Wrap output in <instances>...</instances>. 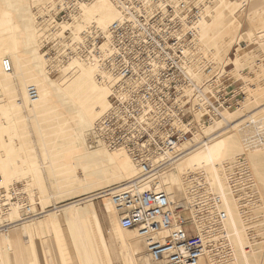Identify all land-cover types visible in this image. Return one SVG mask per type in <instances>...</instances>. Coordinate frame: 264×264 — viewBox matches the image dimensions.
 Returning a JSON list of instances; mask_svg holds the SVG:
<instances>
[{
	"label": "built area",
	"instance_id": "built-area-1",
	"mask_svg": "<svg viewBox=\"0 0 264 264\" xmlns=\"http://www.w3.org/2000/svg\"><path fill=\"white\" fill-rule=\"evenodd\" d=\"M92 1L57 0L41 24L49 35L56 34L60 24L73 22L81 4ZM108 1L118 16L105 29L91 23L82 31L81 42H73L70 29H66L61 36L45 41L43 54L56 61L81 58L97 62L105 75L99 78L108 86L109 106L87 134V146L126 152L140 165L144 178L154 172L152 157L176 155L179 146L193 138L197 118L207 122L225 108H241L245 95L238 90L240 87L237 93L226 91L224 83L231 78L227 75L218 79L220 89L211 93L207 90L214 77L195 84L186 74V50L205 18L207 0ZM1 68L10 73L11 60L3 58ZM26 99L31 103L39 99L36 85L26 86ZM241 127L246 131V150L264 146L263 117L248 114ZM243 165L237 167L243 169ZM244 173H233L229 179L239 199L240 212L251 187L247 170ZM188 182L195 186L194 191H203L199 176L191 175ZM109 198L117 211L119 226L135 230L144 241L150 264H218V253L229 243L227 237L217 239L213 234L216 240L210 241L206 231L214 228L215 234L221 236L219 194L211 193L207 206L195 203V218L186 213L191 204H178L161 190L139 192L131 186L110 191ZM15 205L25 219L35 216L19 187L0 189V217ZM10 225V221L0 220L1 230L6 231ZM208 246H212L211 253Z\"/></svg>",
	"mask_w": 264,
	"mask_h": 264
},
{
	"label": "rangeland",
	"instance_id": "rangeland-1",
	"mask_svg": "<svg viewBox=\"0 0 264 264\" xmlns=\"http://www.w3.org/2000/svg\"><path fill=\"white\" fill-rule=\"evenodd\" d=\"M1 2L2 0H0V3ZM7 2V8H9L8 12H2L1 10L3 9V6L0 4V48L2 51L0 60L4 57H11L8 56V54L10 55L14 51L10 49L8 45V43H10L11 41V36L10 32H8L9 30H6L5 28L9 24L14 25V22L16 21L14 17H20L22 13L21 12L19 14L14 10V7L16 6H18V8L21 10L20 5L18 4L20 0H7ZM39 6L41 5L33 3L27 7L29 11V18L27 19L28 21H32L34 28L43 27L41 24V20L43 19L42 17L44 16V14H48L47 11H50L48 9L47 11L45 10L46 12L44 10H42L41 12ZM208 9H211L213 13L208 12ZM36 13L37 16L35 15ZM92 14H94V12ZM8 15L12 16L9 17ZM203 20L212 21L210 23L211 28L209 30V35L206 40L208 43L203 46V49H200V51L199 49L194 48V45L190 49L193 53L196 54L194 55V59L189 63V65L197 62L201 65V67H205L206 69V73L204 72L205 74H203L202 78L196 84H204L205 82L209 81V77H214L213 79L215 80L210 84V88H212L213 92H215L220 89V86L217 85V83L218 79L221 76L227 75L231 77L227 82L224 83L226 85L225 87H227L226 91L234 90L236 91V93L238 92V90L242 91L245 95V99L241 104V108L230 107L225 108V110H221V112L226 111L235 113L236 118H238L236 121V130L237 127L238 129L241 127V121L248 114H255L256 116H261L264 118V0H207V3L205 5V18ZM35 22L38 25H35ZM90 22L95 23L92 20H90ZM90 22L88 21L87 23H84L83 29L89 26L91 24ZM71 24L67 28L70 29V31L72 28ZM45 29L47 31V27H45ZM35 34L37 36H35V38L38 39V33ZM47 36L49 37L47 40L50 41L52 37L49 34H47ZM74 39V37H71V40L73 42H79L82 40V37L79 41L77 39L74 41ZM43 46L40 47V53L47 62L46 67H48V74L50 78L52 80H55L60 73L55 69V65L53 62L59 63L61 61L47 59V57H45L43 54L45 51V49H43ZM217 50H220V54L218 53L217 56H212L216 53ZM202 52L204 53V55L202 54ZM210 57L214 58L211 59ZM65 62L62 61L61 64ZM41 63L42 62H40V64ZM73 64L77 63L73 62ZM73 64L72 67H74ZM49 67L51 68L49 69ZM75 69H72L70 71H74ZM70 73L71 72H69L68 74ZM0 75L5 77L2 74L1 69ZM233 81H235L234 84L232 83ZM17 87V94H10L9 88H7L6 86H4L3 89L0 87V97L5 100L9 108L12 107L13 98L21 99L19 94L23 96L24 92L22 88H24L25 86H21V84L19 83ZM238 87L240 88L237 90ZM257 105L263 106L257 109ZM20 107L21 109L15 110L14 108H12V110L10 111V120L14 128L1 131V140H6L10 136L11 140L14 142L21 141L20 149L16 150L19 153L17 157L21 158L22 156H26L28 161L34 164V172L38 176L36 179H32L29 184L25 182L26 178H28V175H26L25 172L20 173L19 171H16L5 182V187H3L4 189H2L3 191H7L11 187H19L22 191H24L28 202L31 204V208L34 211L35 216L25 219L19 207L17 208L18 215L16 216V220L14 219V214H10L11 210H9V213L5 216L0 217L2 223L5 221L11 222V225L6 231L0 229V241L3 246V248L0 250V264H79L78 262H76L77 260L75 258L76 256L74 255L75 253L72 245L74 238L69 237L68 229L65 227V219L62 216L61 207L65 206V204L69 202L81 198L82 196L69 193V190L66 189L72 182L70 181V176H66L65 174V169L67 168L66 164H63L61 167V176L57 172V169L59 167L56 166L57 162L59 161L57 158V154H60L62 156L60 160H67L65 154L68 143H66L67 139L64 135L68 125L66 120L67 116L64 113L60 112H48L45 115L39 114L37 116H34L31 114V105L28 102H24L23 106L20 105ZM202 122L204 125H209L211 123V120L207 122H204L202 120ZM91 127L92 126H90V128ZM197 130L200 134H203V130L199 127V124H197ZM228 130L229 129L222 130L215 136L223 137L224 135H230L232 134V131H235V129H232V131ZM241 131V134H239L238 136V148H229L227 151L225 150L220 160L214 162L216 168V172L214 175L207 172L209 175L206 176L203 171L197 169L194 172H188L187 174L181 175L180 181L182 183L185 181L188 183V175L195 172H200V174L205 177V181L208 178L211 181L212 177L217 179V181L221 183V185L219 186L215 181L209 182L208 180L207 183L210 184L213 189L217 190V193L218 191L220 192V188H222L229 195V198L234 205H232V210L234 209L236 210V212H238L239 232H241L242 236H244L245 238L244 244L242 245L243 251L248 252V255L253 253L255 255L254 259L252 258L250 264H264V149H262L263 152L261 153V155L259 157L255 156V158L254 156H250V153H248V151L244 154L243 151L245 152V150L243 149L244 145L242 138L244 136V132L246 133V131L242 128ZM86 132H84V137ZM40 135L45 141H43ZM201 138L204 137L201 136ZM263 147H258L251 150H258ZM2 149L1 153L3 152L2 154L5 155L4 152L6 150ZM192 150L193 149H191V151ZM186 152H190V150L185 151L180 156H183L184 154H186ZM6 155L8 154L6 153ZM237 159L244 160L243 169L245 168V171L236 167L233 173L235 174L239 172L245 174L244 172H246L247 170L248 178L251 179V187L249 188V193L247 194V196L244 197V209H242V212L239 211L240 209L238 208V204L235 198L236 195L232 193L231 187L228 185L229 172L225 169L226 164L234 163L235 161H237ZM104 161L107 163L108 158ZM64 163L66 162L64 161ZM136 165L137 175H139V164ZM170 167L171 165L165 167L163 170H160L161 168L157 169V171L155 170L148 179H143V181H141L140 183L148 181V186L152 190H154V188L156 187L157 191H164L172 198L174 202L178 204H195L198 198L193 194L191 190L192 186L188 185L187 183H184L182 185V189H176L174 187H171L170 185H167V191L163 186H161L159 174ZM4 172L5 170L1 165L0 181H3ZM94 172L97 171L88 170L87 172H84L81 168H77L75 173V177L77 179L75 181L76 183L84 182L86 178L92 181L91 183H89V187L91 189L88 195H92L97 192L95 190V186L97 185L102 186L101 189L103 190H110L112 188H116V186L120 184H124L125 187H128L130 184H132L131 182H134L122 181L120 183H116V181L118 180L117 177L111 175L108 180L94 182V180L97 179L96 176L99 174L105 173L104 176L109 175L108 172ZM87 174L89 176L86 177ZM140 183H138L137 185H140ZM157 187H159V189H157ZM162 187L164 190L160 189ZM227 190H229L230 193L227 192ZM43 192L44 195H46V198H44ZM199 193L202 194L204 193V191H201ZM30 195H33L32 198L35 200L32 201L33 203L29 199ZM190 195H194L193 197H196H192L193 203H191L192 199L190 198ZM39 198L41 200H44L41 201L39 200ZM103 199V196L91 197V201L94 204L95 210L98 214L99 221L102 226L105 238V246L107 248L108 254H110L111 256L112 261H110V263L125 264L122 261V255H124V257L127 256L131 258L130 252L120 246L119 233L115 228V226H118V219L117 215L115 214L116 211L114 210V215H108L104 211V206H106V204H110L109 198L106 199V201ZM246 202L248 204H246ZM54 206H57L58 208L54 209ZM16 207H18V205H16ZM42 210L44 211L42 212ZM190 210L191 209L186 210V213L191 217L192 214ZM46 211L49 213H45ZM220 211L223 219V228L220 227L219 229V233L221 234V236L218 237L215 234L216 231L214 228L207 229L206 231L211 236L210 241L216 240L212 238V236L215 235L217 239L227 237V240L230 243L231 235L229 231H226L228 230V214L224 206L221 207ZM48 216L56 218L58 225L63 228L64 235L59 236V239L56 238V232L51 227L46 230L44 225H41V222H45L48 220ZM38 222L40 223V230L42 231L36 238L35 236L29 237L28 233L25 234L23 232V230L28 231L32 226H36ZM131 232L134 235V238L138 241L141 249L144 251V253H146L144 241L142 239L139 240L135 236V231ZM222 232H224L225 234H223ZM229 243L228 245H226L224 250L218 253L217 256L219 257V259L216 261V263L218 262V264H234V262H232L234 257L232 256L234 255V251L232 249L234 248H231L232 244ZM236 247L238 250H240L238 246ZM207 248L209 253H211L210 250L212 249V246H208ZM149 261L150 260L148 259V264H150Z\"/></svg>",
	"mask_w": 264,
	"mask_h": 264
},
{
	"label": "bare ground",
	"instance_id": "bare-ground-1",
	"mask_svg": "<svg viewBox=\"0 0 264 264\" xmlns=\"http://www.w3.org/2000/svg\"><path fill=\"white\" fill-rule=\"evenodd\" d=\"M45 1L46 0H20L18 4L20 5L21 10L18 8V6L14 7V10L19 14L22 12L20 17H14L16 19L14 25L9 24L5 28L6 30H9L8 32H10L11 36V41L10 43H8V45L10 49L14 50L10 55L8 54V56L11 57H7L9 59L11 58L10 60L13 65V70L10 73H4L1 68V60L3 59L1 58L0 69L5 77L0 75V87L2 89L4 86L9 88L10 94H17V86L19 85V83L21 84V86H25V89L22 88L24 92L23 96L19 94L21 99L13 98L12 107L10 108L6 104L5 100L0 97V133L1 131H4L6 129L14 128L10 120V111L12 110V108H14L15 110L21 109L20 105L23 106L24 102H28L31 105L30 111L31 114L34 116H37L39 114L45 115L48 112H60L64 113L67 116L66 120L68 125L64 134L67 139L66 143H68L65 154L67 160H60L62 156L60 154H57V158L59 161L57 162L56 166L59 167V170L57 169V172L61 176V167L63 164H66L67 168L65 169V174L66 176L69 175L70 181H72L70 186H68L66 189L69 190V193L82 196L81 198L69 202L65 204V206L61 207L62 216L65 219V227L68 229L69 237L74 238L72 245L74 248V255L76 256L75 258L77 260L75 261L79 264H111V256L110 254H108L107 248L105 246V238L102 226L99 221V217L95 210L94 204L91 201V197L103 196V200L106 201V199L109 198L108 195L110 191L119 188L127 189L131 186H133V188L139 192L152 191V189L148 186V181L140 183L141 181H143V179H148L150 175L142 178V169L140 165L138 166V168H140V173L139 175H137V163H135L130 157V155H128L126 152L109 151L101 146L96 147L94 149L88 148L86 136L89 132H91L95 123L98 121L100 116L109 106L107 99L108 86L104 81L100 80L99 78V76L104 78L105 75L102 72L100 66L97 64V62L91 59L71 58L66 62L64 61L65 63L62 64L61 60V62L59 63L53 62L55 65V69L60 74L55 80H52L50 78L48 74V67H46L47 62L40 53V47L43 46L45 41L49 38L47 36L48 33L45 32L46 29L44 26H39L41 28H34L32 21H28L27 19L29 18V11L27 7L30 4L35 3L41 5L39 6V8L42 12V10H50L57 2V0H47L46 2ZM0 4L3 6V9L1 10L2 12L9 11V8H7V0H2ZM207 11L213 13L211 9H208ZM93 12L94 14H92ZM37 13L35 14L36 16ZM47 13L49 12L47 11ZM8 16L11 17L12 15ZM117 16L118 13L116 8L112 6L108 0H94L92 2L81 4L79 7V13L74 18L71 24L72 28L70 27L71 34L73 35L72 37L75 38L74 41L76 39L79 41L82 37L81 33L82 30H84V23H87L88 21L90 22V20H92L93 22H95V24H97L100 29H105L107 25ZM211 22L212 21L202 20L200 24L199 34L198 32L196 33L194 38L191 40V46L186 50V74L195 84L199 82L203 74L206 73V69L205 67H201V65L197 62H194L189 65V63L194 59V55L196 54L193 53L190 49L194 45V48L199 49L200 51V49H203V46L208 43L206 40L209 35V30L211 28ZM35 25L38 24L35 22ZM59 26L60 27L57 33L51 34L50 36H55L57 34L62 35V31L66 30L68 26H70V24L62 23ZM35 33H38V39L35 38ZM219 52L220 50H217L216 53L212 56H217ZM1 54L2 51L0 48V56ZM202 54L204 55L203 52ZM210 58L213 59L214 57ZM40 62L42 63L40 64ZM73 62L77 63L78 65L73 64ZM72 64L74 65V67H72ZM50 68L51 67H49V69ZM72 69L75 70L70 71ZM69 72L71 73L68 74ZM29 83L36 85L39 90V99L33 103L29 102L28 99H26V84ZM208 88L209 89L207 91L213 93V89L210 87ZM262 106L263 105H257V109L261 108ZM237 119L238 118H236L234 112L226 111H220L217 117L211 119V123L209 125H204L202 119L197 118L199 122V127L203 130V134H200L198 130H195L193 132V138L190 141L182 144L180 148L177 149L176 155H173V153H165L152 157L150 162L153 171H157V169H160L162 166L163 167L160 170H163L165 167L171 165L170 168H167L159 174L161 186H163L165 190L167 185H170L171 187H174L176 189H182V185L187 182L185 181L182 183L180 181V176L183 174H187L188 172H194L197 169L203 171L206 176L210 173L214 175L216 172L214 162L220 160L225 150L227 151L229 148H238V136L242 132V127H240L239 129L237 127L236 130ZM90 126L92 127L90 128ZM225 129H229L228 131H232V129H235V131H232V134H226L223 137L215 136L217 133ZM84 132H86L85 137ZM201 136H203L204 138H201ZM40 137L42 138L41 135ZM43 141L45 140L43 139ZM20 147L21 141L14 142L11 140L10 136L6 140H1L0 135V166L2 165L3 169L5 170V172L3 173V181H0V189L5 187V182L16 171H19L20 173L25 172L26 175H28V178H26L25 182L29 184L32 179H36L38 176L34 172V164L29 162L26 156H22L21 158L17 157L19 153L16 150L20 149ZM2 148L6 150L4 152L5 155L2 154L3 152L1 153ZM179 149H181L182 151ZM191 149L193 150L191 151ZM243 149L245 150V152L243 151L244 154L248 151V153H250V156H254L255 158V156L259 157L261 155V153L263 152L262 149H264V147L254 151L249 149L252 152L246 150L245 147H243ZM189 150L190 152H186V154L180 156L182 153ZM6 153L8 155H6ZM107 158L108 162L106 163L104 160ZM64 161L66 163H64ZM167 161L171 162L168 163ZM243 163V159H237V161H235L234 163L225 165V169L229 172V186V178L232 176L234 168ZM77 168H81L84 172H87L88 170H96L97 172L94 173H109V175L105 176V173L97 175V179H95L94 182L108 180L110 175L117 177L118 180L116 181V183H120L122 181L134 182H131L132 184H130L128 187H125L124 184H120L117 185L116 188H112L110 190H103L101 189L102 186L97 185L95 186V190L97 192L92 195H88L91 189L89 187V183H91L92 181L86 178L84 182L76 183L75 181L77 179L75 177V173ZM191 175L199 176L200 183L204 187V193L200 194L199 192L194 191V185H192L190 182L187 183L188 185L192 186L191 190L193 194L196 195L198 198L196 202L197 204L207 206L210 200L211 193L219 194L222 197V207L224 206L226 208L228 214V230L226 231H229L231 235V242L229 244H232L231 248H234L232 249L234 251V255H232L234 256L232 262H234V264H250L252 258L254 259L255 255L254 253L248 255V252L243 251L242 245L244 244L245 238L244 236H242L241 232H239L238 212H236V210L234 209L232 210L234 205L232 204L229 195L222 188H220V192L218 191L217 193V190L213 189L210 184L207 183L208 180L209 182L215 181L216 184L219 186L221 185V183L217 181V179L212 177L211 181L209 178L205 181V177L201 175L200 172L191 173L188 175L187 178L189 179ZM87 176L89 175L87 174L86 177ZM138 183H140V185H137ZM159 187H157V189H159ZM163 187L160 189H163ZM154 190L157 191L156 187L154 188ZM227 192L230 193L229 190H227ZM32 196L30 195L29 197L31 202L35 201ZM193 196L190 195V198L192 199L191 203H193V198H196ZM44 198H46V195H44ZM235 198L238 204L239 199L237 198V196ZM41 199L39 198V200ZM109 202L110 204H106V206H104V211L108 215H114V210L116 211V209L110 198ZM246 204L248 203L246 202ZM193 205H191L190 211L192 217L195 218L196 212L195 210H193ZM17 208H19V206L16 207V205L10 207V214H14L15 220L17 219L16 216L18 215ZM53 208L56 209L58 207L54 206ZM43 211L44 210H42V212ZM45 213L49 212L46 211ZM115 214L117 215V211ZM41 223V225H44L46 230L51 227L56 232L57 237L56 235L55 237L57 239H59V236L64 235L63 228L58 225L56 218L48 216V220ZM115 228L119 233L120 246L129 251L131 255V258L127 256L124 257V255H122V261L125 264H148V255L144 253V251L141 249L138 241L134 238V235L131 232L135 230L130 228H121L119 224L118 226H115ZM41 231L42 230H40L39 222L36 224V226H32L28 231L23 230L25 234L28 233L29 237L35 236V238L38 236L39 233H41ZM135 236L139 240L141 239L136 233V231ZM236 246H238L240 250H238ZM2 248L3 246L0 241V250Z\"/></svg>",
	"mask_w": 264,
	"mask_h": 264
}]
</instances>
